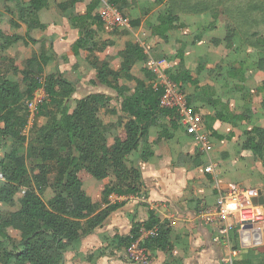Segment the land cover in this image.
Here are the masks:
<instances>
[{"label":"trees","instance_id":"trees-1","mask_svg":"<svg viewBox=\"0 0 264 264\" xmlns=\"http://www.w3.org/2000/svg\"><path fill=\"white\" fill-rule=\"evenodd\" d=\"M80 3L86 4L84 11L74 13ZM154 3L156 8L138 0H0L3 12L12 17L9 24L13 31L11 35L0 31V64L8 59L6 50L11 45L19 41L33 44L31 33L45 31L38 13L46 10L55 25H61L66 18L78 31V39L71 47L75 66L87 64L94 70L96 82L112 90L119 103V108L113 107L110 96L96 93L82 97L72 107L76 88L56 67L58 59L66 58L57 56L50 46L35 55H26L23 65L8 59L12 75L20 82L0 70V148H9L0 158V175L4 179L0 203L10 206L18 190L25 191L16 210L7 213L0 210V264H65L68 247L101 228L113 213L126 205V201L112 203V196L145 198L144 184L131 161L132 154L140 150L139 160L146 161L153 156L152 145L173 141L179 133L186 135L178 114L160 106L161 89L155 85L154 74L147 66L149 58L144 48L121 37L98 39L105 28L102 20L105 6L122 14L125 10L133 11L135 18L129 21V26H142L151 37L164 43L168 41L169 31L182 28L177 25L181 16L208 14L212 21L207 27L213 28L219 16L224 15L223 37L210 42L214 47L222 44L226 51L244 52L246 58L238 57L231 62L221 59L212 66L206 64L210 61L189 69L183 51H179L167 75L179 86L193 114L195 110L191 106L196 101L209 110L200 114L207 131L216 122L238 125L248 119V113L254 112L242 83L253 71L264 73L261 57L264 55V0H154ZM8 4H14L15 11ZM14 19L27 27L23 37L16 34L19 24ZM111 32L130 36L123 26L112 27ZM118 43L120 48L113 59L100 58L107 48ZM150 56L166 59L160 51ZM113 62H117L118 68H113ZM52 64L55 72L40 84L38 75ZM232 79L237 82L234 89L249 112L236 114L230 109L229 101L219 94L220 89L229 87ZM39 88L43 89L46 99L37 106L38 114L46 109L42 114L48 120L30 140L29 154L34 159L32 169L28 170L24 148L27 138L22 135L27 125L24 101L31 100ZM256 93L264 95V79ZM260 105L264 108V97ZM108 114L115 115L119 122L111 143L107 142L102 121ZM151 136L154 139L149 142ZM235 149L251 152L262 159L264 166V129L244 130ZM90 180H109L101 191V209L83 190L84 183ZM46 190L52 196L44 201ZM153 228L157 229L156 236L143 245L153 262L155 252H170L172 243L168 223L152 210H148L147 220L132 221L129 234L112 236L110 249L122 251L139 237L142 229ZM9 229L18 234L17 240L9 235Z\"/></svg>","mask_w":264,"mask_h":264},{"label":"crops","instance_id":"crops-1","mask_svg":"<svg viewBox=\"0 0 264 264\" xmlns=\"http://www.w3.org/2000/svg\"><path fill=\"white\" fill-rule=\"evenodd\" d=\"M102 1L106 2V0ZM8 6L12 11H15L14 4H8ZM85 6V3L77 4L73 12H83ZM132 13L134 12L129 10H125L123 14L121 13L123 28L129 34H132L133 30L138 28L139 34L145 35L146 31L144 32L142 26L134 28L129 26V21L132 18H129L128 15ZM11 18L3 12L0 6V31L6 35H11L13 32L9 24ZM38 18L40 23L46 27L45 31L36 34L31 33L35 41L33 44L28 41H19L18 43H22L28 49L38 43L39 39L41 40L45 35H49L46 41H52L53 45L49 46L52 47L57 56V50L60 49H63L64 53H71V47L79 35L78 31L70 26L68 20L64 18L61 25H55L46 10L40 11ZM14 20L19 24L16 34L23 37L27 32V27L19 23L17 19ZM209 21L212 20H210L208 14L182 16L177 23L182 28L169 31L167 33L168 41L170 39L176 42L182 41L187 29L204 28L208 26ZM185 25H188V28L181 34L180 32L183 31ZM70 28L71 31H76L74 32L76 35L68 44L59 45L62 37L69 36L66 32ZM104 30L105 28L102 29V31ZM203 30L200 29L199 31L202 33ZM139 34L135 36L134 41L136 42L132 41L138 45L141 43ZM66 45H69V49H65ZM263 75L264 73L262 74L263 78L257 75L258 79L263 80ZM236 84V81L233 82V87L229 84V87L225 89L228 90L229 95L224 99L228 100L229 103H233V106L229 104L230 109H233L236 114H240L244 112L242 111L244 107L241 109L239 104L241 102L242 106L244 102L240 99V96H235V93L239 95L234 89ZM242 85L244 86V93H247V91L252 92V90H248L251 84H247V81ZM262 96L264 97V95ZM259 115L256 118L257 121L248 118L235 126L219 122L214 123L208 130L212 136V152L208 156H204L197 151L193 139L184 133H179L173 141H162L152 145L153 156L146 161L139 160L140 150L133 153L132 156L135 154L136 157L133 158V156L131 161L134 162V166L140 172L141 181L144 184L145 198L128 197L126 205L113 213L101 228L94 230L92 234L67 248L65 264H133L127 261L120 251L110 249V247L105 249L103 238L107 235L101 236V233H108L110 238L115 234L125 236L129 234L133 220L138 222L147 220L148 210H152L161 220L168 223L172 243L170 252H155V260L152 264H220L222 249L216 244L212 228L201 223L198 216L205 210L211 209L220 194L231 190L235 186L255 188L260 191L263 198L264 166L262 159L254 156L249 151L239 152L235 149V144L244 130H249L252 127L264 129V124L262 126L264 119H261L264 116L263 114ZM244 124L246 126L249 124L250 128L246 127L244 129L242 126ZM241 128H243L242 131H240ZM153 139V136H151L149 142H152ZM210 162L214 165L213 170L211 173H206L204 168ZM257 204L260 207L261 214L259 215L263 223L264 203L258 201ZM121 210L126 211L128 220L127 216L123 215L124 212H120ZM227 238L232 245L244 248L237 264H240L241 260H243L242 264H264V226H260L258 230H234L228 233Z\"/></svg>","mask_w":264,"mask_h":264},{"label":"rangeland","instance_id":"rangeland-1","mask_svg":"<svg viewBox=\"0 0 264 264\" xmlns=\"http://www.w3.org/2000/svg\"><path fill=\"white\" fill-rule=\"evenodd\" d=\"M138 2L140 3H145L147 5L152 6L153 8H156V4L154 3V0H138ZM129 18H135V14L132 13L131 15H128ZM184 16H192V15H184ZM182 17V16H181ZM210 20L211 17H210ZM225 20V16L224 15H220L219 18L215 21L214 23V27L213 28H209V27H204V28H195L194 30H188V25H185V28L183 29V31H181L180 33L183 34V32L187 29L186 33L183 35L182 37V41H175L170 39L167 42H163L160 40H157L153 37H151L147 32H145V35H141L139 34V31L137 29L133 30V33L130 34L129 37H125L121 34V36H119V34L116 33H112L111 32V28L112 26L107 25L105 26V30L102 31L100 34H98V39L100 40H109L110 38H114L116 40H118L119 37H121L122 40H131L134 41L136 39L135 36H137L139 34V39H140V45L142 46V48H144L149 55L153 54V53H158L163 52L166 56V60L170 63H174V57L176 55L177 52L179 51H183V55H184V60H185V64L186 67H188L189 69H195L196 66L198 64H203L206 62H210V63H206L210 66H212V64L218 63V61H220L221 59L224 60L225 62H231L232 60H235V58L239 59H243L246 58V54L244 52H241V54L239 53H235L234 51H226L222 48V44L218 47H214L213 44L210 42L213 38H222L224 31H223V23ZM210 22V21H209ZM217 24V25H216ZM123 25V22H122ZM203 30L204 32H200L199 30ZM138 31V32H137ZM74 32L76 31H71V28L68 29V31L66 32V34H68L69 36H67L66 38L62 37V41H59V45L61 44H65L70 41H72V39L74 38V36L76 35ZM136 32V33H135ZM133 35V36H132ZM53 36H55V34H53ZM202 36V37H201ZM49 38V35H45L43 38H41V40L39 39V42L36 43L35 45L30 46V48H25L24 45L22 43H17L15 45H12L7 52V56L10 60L15 61L21 65L24 64L25 62V58L27 54H31L33 55L35 52H38L39 49L44 50L47 49V47L49 45H53L52 41L47 42L46 40ZM136 42V41H134ZM120 44L118 43L116 47H110L107 48L103 54L100 55V58L102 60H111L113 59L120 46ZM69 45H66L65 49H69L68 48ZM58 52V56L62 57V56H66L65 60H62L61 58L59 60H57L56 62V67H58L59 71L61 73H63L64 77L70 81L71 83L74 84L75 88H76V93L73 95V104L72 107L75 106V103L81 99L82 97H86L90 94H104L107 96H110V98H112V102L111 105L113 107L119 108V103L115 100V94L112 90L105 88L103 86H101L100 84H98L96 82L95 79V73L94 70H92L87 64L85 63H81L79 65L75 66V58L71 55V53L67 52L64 53L63 49L57 50ZM264 58V55H261ZM148 66V64H147ZM149 67V66H148ZM113 68H118V64L117 62H113ZM0 70L5 72L8 77H10L12 80L14 81H18L20 82V79L14 77L12 75L11 72V67H10V63L8 59H5L4 61L1 62L0 64ZM53 72H55V66L54 64L49 65L48 67L45 68V70L43 71V73L38 75V81L40 82V84H44V79L46 76L52 74ZM260 75L262 77V74H259L257 72H252L249 79L247 80V84H251V86L249 87V91L252 90V92H248L247 91V97H248V102H250L251 104H249L251 106V108L254 110V112L252 113H248L249 115V120L253 119V121H257V117L260 116L259 114H263L264 116V108H261V102L263 99L262 95H258L256 93V87H258L261 83V81H263L262 79L259 80L258 76ZM257 76V77H256ZM264 76V75H263ZM263 78V77H262ZM235 80H231L230 84L231 87H233V82ZM22 89H24L23 86H21ZM256 88V89H255ZM40 89V90H39ZM39 91H42V88H39ZM224 89H220L219 90V94L223 97V98H227V96L229 95L228 90ZM255 90V91H254ZM233 91V90H232ZM233 96V95H232ZM235 96H239L235 93ZM239 98V97H237ZM34 99H40L43 100V102L45 101V99L42 97L41 93L37 92L34 93L33 98L31 100H25L24 101V106L26 108L27 111V127L28 129L26 130L25 133H23L22 130V135H24L27 140L24 143V148L26 150V157H25V164L28 168V170H31L33 167V156H31V154H29V144H30V140L33 137H36L37 135H34L36 130L42 126H44L47 123L48 118L46 116H44L43 114L46 113V109H42L41 112L38 114V109L36 108V106L31 105L32 101ZM243 103V102H242ZM232 106L234 105L233 103H229ZM192 109L195 110V114L201 118L200 114H206L209 110H205L202 106V103H200V101H196L192 106ZM239 107L241 109L244 110L242 111H246L248 108H246L247 106L245 105V103H243V105L241 106V102L239 104ZM197 108V109H196ZM233 110V109H232ZM248 111V110H247ZM249 112V111H248ZM43 113V114H42ZM261 119H264L261 117ZM103 124H104V128H105V132H106V138H107V142L111 143V138H113L116 134V127L119 126V122H117V117L115 115H106L103 118ZM264 124V120L262 122V126ZM243 128L245 129L250 128L249 124L246 126L245 124L242 125ZM240 129V131H242V129ZM209 132V131H208ZM210 133V132H209ZM212 140V139H211ZM8 146L2 147L0 148V158L2 157L3 153L8 151ZM211 154V153H210ZM134 156V157H133ZM132 157L135 158L136 155L134 154ZM205 156V155H204ZM131 157V159H132ZM33 174V173H31ZM50 181H53V175L50 176ZM109 182V180H104V181H95V180H90L87 181L86 183H84L83 185V190L91 197L93 204H95V206L98 209H101V191L103 189V187L105 185H107ZM4 186V179L3 177L0 175V188H2ZM246 188V187H245ZM25 189L20 188V190H18L17 195L13 201V204L10 206H4L0 203V210L2 212H9V211H14L17 209L18 207V201L22 198L23 193H24ZM51 193L49 190H46V192L44 193V201H47L50 197H51ZM120 202V201H126L128 202V198L125 197H116V196H112L111 197V202ZM121 213H123L124 216H127V220H128V209H127V213H125L126 211L121 210ZM9 235L17 240L18 239V234L9 229L8 230ZM102 235H107V237L103 238V243L105 246V249H109V238L110 235L107 233H101ZM9 250H12L11 247H9Z\"/></svg>","mask_w":264,"mask_h":264},{"label":"built area","instance_id":"built-area-1","mask_svg":"<svg viewBox=\"0 0 264 264\" xmlns=\"http://www.w3.org/2000/svg\"><path fill=\"white\" fill-rule=\"evenodd\" d=\"M102 20L105 26L110 25L112 27L122 26L123 22L121 13L109 6H105L103 10ZM139 46H141L140 43ZM145 52L149 58L148 68L155 77V85L161 89L160 106L174 110L179 116L184 132L193 139L195 149L203 155H210L212 152V136L206 130L201 118L193 114L187 106L183 93L178 89L179 86L168 77L169 62L166 59L156 60L146 50ZM39 90L35 93H41L45 99L46 95L43 89L42 91ZM42 102L43 100L34 99L31 105L37 108ZM27 125L24 127L23 133L28 129ZM213 166V163L210 162L204 168V171L211 173ZM259 197H261L260 191L255 188L235 186L231 190L220 194L215 205L198 216L201 223L212 228L216 244L222 249L220 264H237L244 249L230 243L227 238L229 232L242 230L241 227L244 225H251V230H258L260 226H264V222L262 223L259 215L261 214L260 207L257 204ZM156 233L157 229L155 228L151 230L142 229L139 237L120 252L130 263L152 264L143 245L146 240L155 237Z\"/></svg>","mask_w":264,"mask_h":264},{"label":"water","instance_id":"water-1","mask_svg":"<svg viewBox=\"0 0 264 264\" xmlns=\"http://www.w3.org/2000/svg\"><path fill=\"white\" fill-rule=\"evenodd\" d=\"M259 203H264V200L262 197H259ZM248 228H251V225H244L242 226V229L245 230V229H248Z\"/></svg>","mask_w":264,"mask_h":264},{"label":"clouds","instance_id":"clouds-1","mask_svg":"<svg viewBox=\"0 0 264 264\" xmlns=\"http://www.w3.org/2000/svg\"><path fill=\"white\" fill-rule=\"evenodd\" d=\"M242 228V227H241ZM250 228H248V229H245V230H249Z\"/></svg>","mask_w":264,"mask_h":264}]
</instances>
